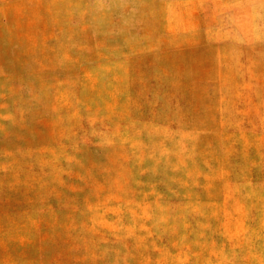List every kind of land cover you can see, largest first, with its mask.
<instances>
[{"label":"rangeland","instance_id":"374dc122","mask_svg":"<svg viewBox=\"0 0 264 264\" xmlns=\"http://www.w3.org/2000/svg\"><path fill=\"white\" fill-rule=\"evenodd\" d=\"M0 264H264V0H0Z\"/></svg>","mask_w":264,"mask_h":264}]
</instances>
